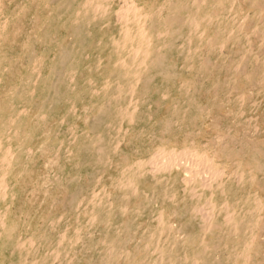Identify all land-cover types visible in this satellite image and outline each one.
I'll use <instances>...</instances> for the list:
<instances>
[{"label": "rangeland", "instance_id": "374dc122", "mask_svg": "<svg viewBox=\"0 0 264 264\" xmlns=\"http://www.w3.org/2000/svg\"><path fill=\"white\" fill-rule=\"evenodd\" d=\"M0 264H264V0H0Z\"/></svg>", "mask_w": 264, "mask_h": 264}]
</instances>
